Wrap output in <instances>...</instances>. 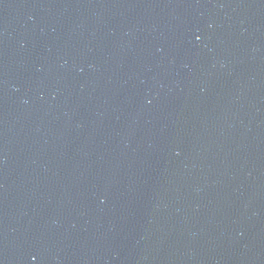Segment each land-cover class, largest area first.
I'll return each instance as SVG.
<instances>
[{"label": "water", "instance_id": "obj_1", "mask_svg": "<svg viewBox=\"0 0 264 264\" xmlns=\"http://www.w3.org/2000/svg\"><path fill=\"white\" fill-rule=\"evenodd\" d=\"M0 264H264V0H0Z\"/></svg>", "mask_w": 264, "mask_h": 264}]
</instances>
